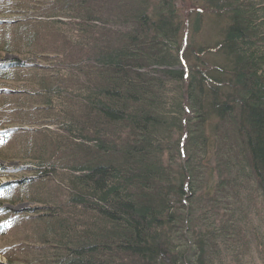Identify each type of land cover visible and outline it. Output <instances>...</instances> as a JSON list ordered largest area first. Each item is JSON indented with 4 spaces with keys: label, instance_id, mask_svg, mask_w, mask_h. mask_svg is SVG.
I'll return each instance as SVG.
<instances>
[{
    "label": "trees",
    "instance_id": "obj_1",
    "mask_svg": "<svg viewBox=\"0 0 264 264\" xmlns=\"http://www.w3.org/2000/svg\"><path fill=\"white\" fill-rule=\"evenodd\" d=\"M0 117L8 264H264V0H0Z\"/></svg>",
    "mask_w": 264,
    "mask_h": 264
},
{
    "label": "rangeland",
    "instance_id": "obj_2",
    "mask_svg": "<svg viewBox=\"0 0 264 264\" xmlns=\"http://www.w3.org/2000/svg\"><path fill=\"white\" fill-rule=\"evenodd\" d=\"M7 58H11L10 56H6ZM13 83V82H12ZM16 88L21 89L22 85L18 84V83H14ZM6 86V85H5ZM11 86V85H9ZM1 88H5V87H1ZM22 90V89H21ZM22 101H19L18 98L14 97L11 104L13 105L15 104H20L23 106V104L26 102V99H23V103H21ZM5 115V114H4ZM2 117H0L1 119ZM18 143V139H16L14 141V144ZM1 164H3V166H8L10 167L11 165L15 166V164L10 163V162H1ZM12 167V166H11ZM29 207L28 204L26 203H21L18 204L14 207L12 206H7L5 205V208H8L9 210H12L13 213H23L24 211H26V209ZM14 215V214H13ZM28 223V222H27ZM25 225H27L24 222V226L22 227H17V225L15 223L11 224V228L12 226H14L12 229H8L7 233L5 234V236L0 238V251L3 250H7L6 253L12 254L11 256L13 257L14 255H16L17 250L20 248V251L22 252L23 249H25V246L21 245V243H30L31 241H33L32 239H30V234H29V230L27 228H25ZM17 245V247H14V245ZM14 249V252H12L11 250ZM27 251V249L25 250ZM22 253L24 256H27L29 254H31L32 251ZM17 258V257H14ZM0 264H8L7 263V259L5 257H3V253H0Z\"/></svg>",
    "mask_w": 264,
    "mask_h": 264
}]
</instances>
